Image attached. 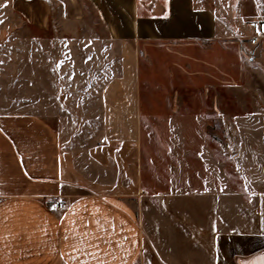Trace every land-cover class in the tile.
Returning <instances> with one entry per match:
<instances>
[{"label": "crops", "instance_id": "crops-1", "mask_svg": "<svg viewBox=\"0 0 264 264\" xmlns=\"http://www.w3.org/2000/svg\"><path fill=\"white\" fill-rule=\"evenodd\" d=\"M84 1L119 54L118 72L99 95L100 176L82 175L57 129L40 115L0 112V264H165L162 226L170 242H206L204 264H264V153L257 160L248 148L238 155L246 179L241 192L221 180L220 161L206 172L202 151L196 174L186 172L181 188L169 191L183 201L165 205L173 218L164 223L163 206L144 205L138 67L141 42H264L251 41L254 23H264V0H248L249 10L243 0H211L216 8L209 0H10V9L44 32L54 14L80 21ZM220 50L227 53V46ZM57 203L63 208L55 210Z\"/></svg>", "mask_w": 264, "mask_h": 264}, {"label": "rangeland", "instance_id": "rangeland-1", "mask_svg": "<svg viewBox=\"0 0 264 264\" xmlns=\"http://www.w3.org/2000/svg\"><path fill=\"white\" fill-rule=\"evenodd\" d=\"M243 2L249 10L248 0ZM85 3L80 21L54 14L43 32L12 12L10 0H0V112L40 115L57 129L82 175L96 180L101 172L96 166V147L102 142L99 95L118 72L119 54L118 44L108 38L97 13ZM263 43L249 47V40L241 39L200 46L153 40L138 45L141 168L148 189L144 205L163 206L162 222L173 218L174 211L165 208L168 202H183L169 191L181 188L186 172L196 174L202 151L206 172L213 160L220 161L221 180L239 192L246 179L238 155L248 148L253 159H262L258 153H264ZM226 46L227 53L222 54L220 48ZM195 57L201 61L196 65L191 61ZM209 173L210 177L212 170ZM161 230L165 264H204L209 258L206 242H170L168 228ZM179 230L184 233V227Z\"/></svg>", "mask_w": 264, "mask_h": 264}, {"label": "built area", "instance_id": "built-area-1", "mask_svg": "<svg viewBox=\"0 0 264 264\" xmlns=\"http://www.w3.org/2000/svg\"><path fill=\"white\" fill-rule=\"evenodd\" d=\"M254 24H255V28L257 29L258 33L257 35L253 36V38H251V41L253 44L259 43L261 40L264 39V23L260 21H256ZM61 208H63V205L60 203H57L54 206L55 210L61 209Z\"/></svg>", "mask_w": 264, "mask_h": 264}]
</instances>
